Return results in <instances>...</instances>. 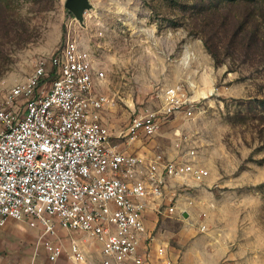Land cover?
Instances as JSON below:
<instances>
[{
    "label": "rangeland",
    "instance_id": "obj_1",
    "mask_svg": "<svg viewBox=\"0 0 264 264\" xmlns=\"http://www.w3.org/2000/svg\"><path fill=\"white\" fill-rule=\"evenodd\" d=\"M68 1L0 0V100L41 57L62 49L72 22V34L105 72L100 91L112 99L106 120L114 134L141 110H160L166 90L180 85L196 100L192 115L161 114L152 138H113L131 152L172 157L180 130L188 138L183 150L196 144L199 163L210 171L203 182L172 180L168 193L178 194L179 210L150 214L152 233L169 247L173 264H264V61L227 57L218 65L197 32L195 0H88L78 23ZM197 2L196 8L207 4ZM58 234L67 250L85 238ZM39 239L26 247L35 253ZM97 249H84L83 264L101 263ZM58 264L76 263L65 253Z\"/></svg>",
    "mask_w": 264,
    "mask_h": 264
},
{
    "label": "built area",
    "instance_id": "obj_2",
    "mask_svg": "<svg viewBox=\"0 0 264 264\" xmlns=\"http://www.w3.org/2000/svg\"><path fill=\"white\" fill-rule=\"evenodd\" d=\"M73 24L62 49L41 57L27 80L0 100V234L9 219L41 227L38 244L56 262L65 252L55 239L58 229L79 231L102 243V264H144L148 213L174 215L179 196L168 193L172 180L203 182L210 171L199 163L196 144L183 150L188 138L180 130L172 157L131 152L113 138H152L161 114L192 115L196 100L180 85L168 88L160 110H141L114 134L106 122L111 96L98 88L105 72L72 34ZM157 252L172 264L166 245L159 243ZM69 257L86 256L73 242Z\"/></svg>",
    "mask_w": 264,
    "mask_h": 264
},
{
    "label": "trees",
    "instance_id": "obj_3",
    "mask_svg": "<svg viewBox=\"0 0 264 264\" xmlns=\"http://www.w3.org/2000/svg\"><path fill=\"white\" fill-rule=\"evenodd\" d=\"M204 1L196 8L195 0L197 32L215 62L224 64L227 57L243 64L264 61V0Z\"/></svg>",
    "mask_w": 264,
    "mask_h": 264
},
{
    "label": "crops",
    "instance_id": "obj_4",
    "mask_svg": "<svg viewBox=\"0 0 264 264\" xmlns=\"http://www.w3.org/2000/svg\"><path fill=\"white\" fill-rule=\"evenodd\" d=\"M100 85L101 83H99L98 88L100 89ZM106 122H108L106 120ZM128 150V149H127ZM150 214L155 215V212H149L148 213V218H147V225H148V233L146 234L145 238L142 241V244L140 246V255L143 256L144 258V264H165V259H162L158 252H157V248L159 246V243L157 242V238L156 236L152 233V226L150 224L151 219H150ZM158 216V214H157ZM31 228L33 230H29L28 229ZM59 230H65L69 233H76L79 231H72V230H67L64 228H59ZM42 233V229L41 227L39 228H32L29 226V223L25 220H14V219H9L5 228L3 229V231L0 234V254L2 256V261L5 264H58V262H60L61 257L65 254L70 252V247L71 244L73 242H76L79 244V246L81 247V249L83 250V252L85 253V250L90 253L91 250L96 249L97 247H99V253H100V257H101V263L103 259L105 258L104 254H103V250H102V243L92 237L89 236L83 232H81L82 234H84L83 236L86 238L84 239H80V243L76 240H73L70 244V247L67 248L65 247V243L63 242V240L59 237L60 235L58 234V236L55 238L57 241L61 242L64 244L65 247V252L63 253V255L56 261V262H51L48 260L49 262L43 260L44 258L42 257H38L39 254V250L41 251V248H44V245L42 243H37L36 244V251L35 253L32 252V249H29L28 247H26V242H30L31 240H34V238H36V236L39 234L41 236ZM156 238V241H152V237ZM15 240V242L13 241ZM23 241L24 243L20 242ZM40 240V239H39ZM38 240V242H39ZM162 244V243H161ZM82 245V246H81ZM167 246V245H166ZM84 247V249H83ZM168 250L169 247L167 246ZM46 250V249H45ZM43 253V251H41ZM86 256V253H85ZM172 264H173V254L172 252L169 250V257H168ZM76 264H83L86 262V257L85 260L83 261H75L74 259H72ZM92 264V263H91ZM126 264H136L134 261H129ZM184 264H190L189 260H186Z\"/></svg>",
    "mask_w": 264,
    "mask_h": 264
},
{
    "label": "water",
    "instance_id": "obj_5",
    "mask_svg": "<svg viewBox=\"0 0 264 264\" xmlns=\"http://www.w3.org/2000/svg\"><path fill=\"white\" fill-rule=\"evenodd\" d=\"M91 7L88 0H69L67 2V8L75 15V17L80 21L84 22L85 12ZM188 213L185 212L184 216L188 217Z\"/></svg>",
    "mask_w": 264,
    "mask_h": 264
}]
</instances>
